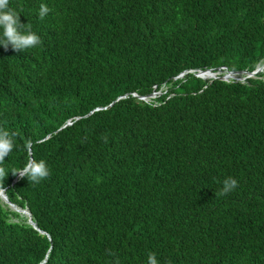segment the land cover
<instances>
[{
    "label": "trees",
    "instance_id": "obj_1",
    "mask_svg": "<svg viewBox=\"0 0 264 264\" xmlns=\"http://www.w3.org/2000/svg\"><path fill=\"white\" fill-rule=\"evenodd\" d=\"M10 4L42 44L0 47L5 166L50 175L0 185L45 232L0 197V264H264V67L195 74L264 65V0Z\"/></svg>",
    "mask_w": 264,
    "mask_h": 264
},
{
    "label": "clouds",
    "instance_id": "obj_2",
    "mask_svg": "<svg viewBox=\"0 0 264 264\" xmlns=\"http://www.w3.org/2000/svg\"><path fill=\"white\" fill-rule=\"evenodd\" d=\"M51 9L46 3H40L38 16L43 19ZM21 12L12 7L10 0H0V47L7 50L9 46L13 50L24 52L28 49H34L42 44L41 36L33 30L31 24L20 21ZM16 132H10L7 128L0 127V185H3L4 179L9 173L19 174L21 178H26L33 185L39 184L50 175V168L44 159L30 158L22 167L8 170L5 166L6 157L15 147ZM238 181L232 176H227L222 181V187L219 194L227 195L236 190ZM116 264H119L116 261ZM146 264H160L156 253L149 251L147 253ZM171 264V262H167Z\"/></svg>",
    "mask_w": 264,
    "mask_h": 264
},
{
    "label": "water",
    "instance_id": "obj_3",
    "mask_svg": "<svg viewBox=\"0 0 264 264\" xmlns=\"http://www.w3.org/2000/svg\"><path fill=\"white\" fill-rule=\"evenodd\" d=\"M263 67H264V65H262V66H257L256 69L253 70V71H231V70H227V69H225V67H218V68H216V69L198 70L195 74H196V76L203 78V76L201 75V73H205V72L220 73L219 75H217V76L211 78L210 80H213V79H224V80H229L230 78H227V76H229V75H234V77H232L231 79H234V80H241V78L238 77L239 75H242V74L245 73V75H247V76H253V75H255L256 73H258L259 71H261V70L263 69ZM223 69H224V73L222 72ZM184 73H185V72H182L179 76H180V77L183 76ZM203 79H204V78H203ZM152 94H153V93H151V94L148 95V96H140V98L144 99V97H149V96H151ZM18 175H19V174H17V176H18ZM17 176H16V177H17ZM15 181H16V178H14L13 182H15ZM0 197H1V199H2L4 202H6V203H7L12 209H14L15 211L21 213L20 210H22V211L25 213V215L28 217V222H29L33 227L37 228V225H36V223L33 221V219H32V215H31V213H30V211H29L28 209L18 207L17 205H15L14 203H12V202L8 199V197H7L6 193H5V191H0ZM16 207H17V208H16ZM37 229H38V228H37ZM38 230H39L41 233H45L44 231H42V230H40V229H38Z\"/></svg>",
    "mask_w": 264,
    "mask_h": 264
},
{
    "label": "bare ground",
    "instance_id": "obj_4",
    "mask_svg": "<svg viewBox=\"0 0 264 264\" xmlns=\"http://www.w3.org/2000/svg\"><path fill=\"white\" fill-rule=\"evenodd\" d=\"M220 73H211V72H205V73H201V75L203 76V78L205 79V78H209V79H207V80H210L211 78H213V77H215V76H217V75H219ZM228 77H234V75H229V76H227V78ZM17 208V207H16ZM20 212L22 213V214H24L25 215V213L22 211V210H20Z\"/></svg>",
    "mask_w": 264,
    "mask_h": 264
},
{
    "label": "built area",
    "instance_id": "obj_5",
    "mask_svg": "<svg viewBox=\"0 0 264 264\" xmlns=\"http://www.w3.org/2000/svg\"><path fill=\"white\" fill-rule=\"evenodd\" d=\"M157 94H160V91H158V92H153V94H152L151 96H149V97H154V96L157 95ZM149 97H144V99H148Z\"/></svg>",
    "mask_w": 264,
    "mask_h": 264
},
{
    "label": "rangeland",
    "instance_id": "obj_6",
    "mask_svg": "<svg viewBox=\"0 0 264 264\" xmlns=\"http://www.w3.org/2000/svg\"><path fill=\"white\" fill-rule=\"evenodd\" d=\"M238 77H240L241 78V80H243L244 78L241 76V75H239ZM21 215H23L22 213H20Z\"/></svg>",
    "mask_w": 264,
    "mask_h": 264
}]
</instances>
